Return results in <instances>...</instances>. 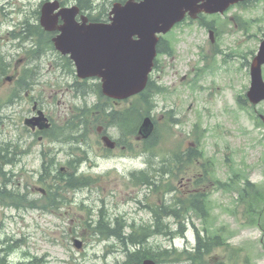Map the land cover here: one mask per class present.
Wrapping results in <instances>:
<instances>
[{"label":"rangeland","instance_id":"1","mask_svg":"<svg viewBox=\"0 0 264 264\" xmlns=\"http://www.w3.org/2000/svg\"><path fill=\"white\" fill-rule=\"evenodd\" d=\"M43 1L45 0H0V55L8 63L7 74L1 76L0 82V100L4 104L0 112V143H17L19 136H23L25 141L20 144L24 149L33 141L23 128L24 116L31 106L25 102L16 106L5 103L14 87L12 82L6 80L7 76L10 78L24 70H34L40 78L33 95L39 98L44 91L42 81H52L56 77L55 71L61 76L59 83L63 89L56 95V101L53 100L57 108L59 109V103H66L68 109L71 105L80 107L83 104L82 99H77L71 91H66L67 86L75 82V76H64L56 69L52 70V64L58 62L55 51L48 47L38 51L33 46V38L36 40V37L30 36L27 40L13 39V34H18V31L29 34L26 22L31 25L38 23L37 12ZM60 1L76 3V0ZM120 1L96 0L93 13L102 14L107 20V13L109 15L113 4ZM235 17H239L240 21L252 22L254 25L249 35H257L258 29L264 30V2L255 0L232 8L221 18H208L206 23L217 19L216 26L219 28L221 25V37L216 36L215 44L210 41L209 30L201 27L200 22L191 23V20L169 34V38L175 39L174 54L172 57L161 56L159 68L152 76L154 82L164 87L167 93L155 97L157 107L153 116L160 129L164 128L170 111L176 122L172 126V138L164 137L159 151L160 155L170 154L174 150H180L181 143L184 150L191 147V143L195 141L194 127L199 124L203 130H207L202 148L208 157L213 158L218 179L227 181L231 176L229 166H234L235 169L244 170L255 184L264 185V127L258 125L259 120L251 104L248 101L247 105L239 102V97L244 98L245 95L247 98L250 88L247 62H251L250 54L257 52L264 35L248 40L241 32H234L230 20ZM215 48H219L223 54L214 52ZM34 51L38 54L28 55ZM199 52L215 56L217 60L216 63L211 58L206 69L199 70L202 76L200 79L196 77L197 68L203 67L204 63L199 59ZM240 52L248 54L247 59L239 57ZM94 83L96 81L91 84ZM95 101L94 95L88 98L89 104ZM125 107H128V103L121 109ZM257 111L264 112V102L257 107ZM110 135L115 140L119 137L116 130H111ZM98 141L101 142V139L97 133L91 132L89 139L82 142V148L89 150L91 162L83 165L81 172L100 178L99 182L83 191L61 193L67 203L53 213L16 210L0 203V247L17 245V249L7 257L9 264H31L35 257L42 259L43 264H124L125 255L120 243L114 239L102 238L84 223L88 220L98 221L102 210L110 221L123 217L130 225L136 223L140 226L150 222L151 214L143 206L159 203V200L154 196L146 200L148 190L133 186L128 176L132 172L147 169L150 166L149 159L153 161V167L160 168L161 157L144 155L143 145L135 141H130L131 149H119L114 156L103 157L104 146ZM65 146L70 150V143ZM41 149V144H34L31 155L26 153L22 163L10 166L13 168V180L19 182L23 189L28 186L31 196L37 199L41 197V188H44L37 182L41 164L37 158ZM6 150L14 155H21L15 146L6 147L2 151ZM230 160L231 163L228 164ZM10 167L5 170L8 172ZM180 180L173 185L179 188L181 195L188 190ZM1 183L0 175V186ZM210 193L216 226H226L229 233V247L217 250L210 258L226 264H250L247 263L250 258L251 264H264V233L259 228L247 225L243 208H239V213L235 216L233 203L236 193L215 189H211ZM195 222L201 226L200 221ZM143 236L145 234L136 237L139 242L135 248L143 247L144 244L140 242ZM75 239L83 242L82 249L75 247ZM145 244L147 245L144 247L151 246L156 251L176 248L181 252L195 245V231L190 225L185 237L171 240L156 236ZM0 255L4 257L5 253ZM161 264L190 263L162 261Z\"/></svg>","mask_w":264,"mask_h":264},{"label":"water","instance_id":"2","mask_svg":"<svg viewBox=\"0 0 264 264\" xmlns=\"http://www.w3.org/2000/svg\"><path fill=\"white\" fill-rule=\"evenodd\" d=\"M246 0H129L125 5L115 4L111 24L80 25L76 22L79 9H62L58 2L43 6L41 25L48 31H61L54 39L55 47L70 55L82 79L99 78L102 92L117 100L141 93L147 86L157 56L158 34L168 33L187 14L224 13L231 6ZM65 25L58 27L59 18ZM86 21V19H84ZM264 42L252 65L250 101L257 105L264 101ZM153 130L147 118L140 133L147 138ZM110 148L114 143L105 137ZM81 244L78 243V247ZM144 264H155L146 261Z\"/></svg>","mask_w":264,"mask_h":264},{"label":"trees","instance_id":"3","mask_svg":"<svg viewBox=\"0 0 264 264\" xmlns=\"http://www.w3.org/2000/svg\"><path fill=\"white\" fill-rule=\"evenodd\" d=\"M254 1V0H253ZM260 1V0H259ZM263 1V0H262ZM80 2L85 3V5L90 8L95 2V0H80ZM100 20V17L97 18ZM29 26L28 32L30 36L36 37L39 45L48 46L50 41L49 37L45 35L43 30L39 25H31L26 22ZM159 52H166L171 55V51L164 50V47L160 45ZM8 70V63L0 58V74H6ZM30 70H26L25 74L22 76L23 83L21 86L29 87L30 84L27 83L28 78L30 77ZM156 85L150 82L147 90L141 95L135 97L131 102V105L121 112L120 110L113 109L112 100L105 98L101 94L100 84L94 86V89H87L86 93L82 96L85 97L87 93H94L97 96L98 103L90 110L95 114L94 123L102 124L105 127L109 125H115L119 130H123V134L127 139H130L136 135V130L138 125L144 120L146 116H150L153 111L152 103V93L155 91ZM81 89L78 88V92ZM111 108V110H109ZM81 111V110H80ZM86 115H89V111L85 110ZM202 137L197 138V143L200 145ZM159 146V141L152 137L149 141L143 144V153H147L148 156H155L157 151L156 148ZM87 156L85 153L84 157ZM200 159H205V163L201 164V169L204 170V177L197 181L198 184L211 182L215 183L217 187L223 191H236L238 194L236 210L238 208L246 207L247 215L249 216V225H259L261 224L264 217V190L258 185H255L249 181L247 177H244L241 171H235L234 178L231 179V182H224L217 180L214 173H212L214 166L213 162L210 159H206L204 152L199 150V148L190 149L189 153H178L175 155V158H170L169 155H164L161 157L162 167L155 168L153 167V161L149 159L150 171H141L139 173L131 174V183L135 186L146 187L152 193H155L158 196V199L163 203L161 205H151L149 206L150 210L153 212L155 217V232L159 235H164L166 237H175L177 235L183 236L186 231V223L180 221L179 215L181 209L186 211H194L203 220L202 229L208 234L207 237H202L195 223H192L193 227L197 231V246L194 249V252H184V255L187 258V261L190 264H224L223 262L211 263L207 256L212 253L216 247H221L225 244V239L223 238L225 227L217 228L214 230L211 224V213L210 206L208 202V196L202 195H191L190 197L176 196L173 202L170 205H166L164 198L167 193L173 191L169 188V181L166 180L168 174H173L175 169H192L193 165L195 166ZM82 160V159H79ZM174 168V169H173ZM96 180H89L80 176L77 178L78 187L89 186L90 183H94ZM8 198V192L5 190L4 195L0 196V199ZM261 204L263 208L261 209ZM31 205V204H30ZM48 208V206H46ZM234 212V213H235ZM171 225H176L178 227L177 231H173ZM121 226H124L122 224ZM151 228V226L149 227ZM96 230H100L107 235H115L120 241L126 244V240H129L131 243H138L136 237H124L119 233L118 229H113L107 227L106 223L103 220H100L97 224ZM221 234V235H220ZM12 251V250H11ZM10 251V252H11ZM171 254H177V251H164L162 255L168 257ZM145 256H150L149 252H146L145 249H142L132 255H130L131 261H136L137 264L141 262ZM177 256L181 257V255Z\"/></svg>","mask_w":264,"mask_h":264},{"label":"flooded vegetation","instance_id":"4","mask_svg":"<svg viewBox=\"0 0 264 264\" xmlns=\"http://www.w3.org/2000/svg\"><path fill=\"white\" fill-rule=\"evenodd\" d=\"M60 5L62 8L66 7L64 5H69L66 2L60 1ZM58 80L57 76L56 79ZM51 84V83H50ZM52 92H56L57 94L59 91H63L62 88L58 87H52L50 88ZM76 90L75 84H71V87H67L66 91L69 92L71 91L72 93ZM27 99L32 101V97L30 94H26ZM52 99L53 96L49 97L50 102L49 103H44L42 106L39 105L38 101H33L34 107H33V115H36L39 111L43 112L44 116L46 117L48 123H50L49 127H44V123L41 126H38V129H35L34 134L39 135V141L42 146V150L39 153L38 159L40 164V169L41 171H44L46 169L49 172V177H48V184L45 187V190L42 191L43 196H47V191L46 188L51 187L54 189H58L61 185H70L69 180L72 179V174L73 170H70V168H64L62 167V158L64 152L62 150H59L56 148L57 141H55V136L57 135L59 129L63 125V122L66 123L68 126L69 124V118L71 117V131L75 129V117L71 113H73V107H70L68 109L66 107V103L62 105V103H59V109L54 108L52 104ZM37 105V108L35 107ZM62 105V106H61ZM40 106V109H39ZM71 115V116H70ZM58 125V128H57ZM74 127V129H73ZM54 135V136H49V135ZM61 143V142H60ZM48 147H51L48 149ZM55 148V149H54ZM72 154V152H71ZM20 157L16 158V161H19ZM23 161V160H22ZM22 163V162H21Z\"/></svg>","mask_w":264,"mask_h":264},{"label":"bare ground","instance_id":"5","mask_svg":"<svg viewBox=\"0 0 264 264\" xmlns=\"http://www.w3.org/2000/svg\"><path fill=\"white\" fill-rule=\"evenodd\" d=\"M1 122H2V119L0 118V123ZM4 193H5V190L0 187V196L4 195ZM139 231H146V229L140 228ZM137 233L143 234L144 232H137ZM131 246L134 247V244H132Z\"/></svg>","mask_w":264,"mask_h":264}]
</instances>
